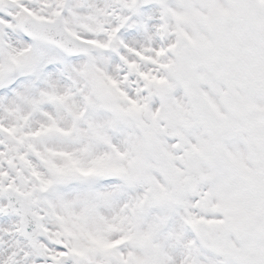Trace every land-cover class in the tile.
<instances>
[{"label": "snow or ice", "instance_id": "1", "mask_svg": "<svg viewBox=\"0 0 264 264\" xmlns=\"http://www.w3.org/2000/svg\"><path fill=\"white\" fill-rule=\"evenodd\" d=\"M0 264H264V0H0Z\"/></svg>", "mask_w": 264, "mask_h": 264}]
</instances>
